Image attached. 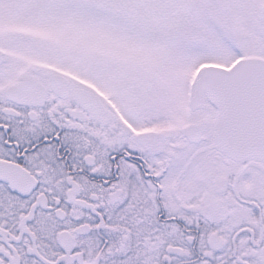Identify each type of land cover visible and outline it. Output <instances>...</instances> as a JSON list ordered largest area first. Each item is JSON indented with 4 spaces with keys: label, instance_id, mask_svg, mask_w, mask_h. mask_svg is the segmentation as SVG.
<instances>
[{
    "label": "snow or ice",
    "instance_id": "obj_1",
    "mask_svg": "<svg viewBox=\"0 0 264 264\" xmlns=\"http://www.w3.org/2000/svg\"><path fill=\"white\" fill-rule=\"evenodd\" d=\"M0 264H264V0H0Z\"/></svg>",
    "mask_w": 264,
    "mask_h": 264
}]
</instances>
